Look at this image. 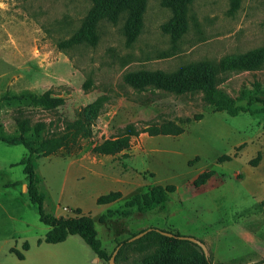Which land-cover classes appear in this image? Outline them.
Returning a JSON list of instances; mask_svg holds the SVG:
<instances>
[{
    "label": "rangeland",
    "instance_id": "rangeland-1",
    "mask_svg": "<svg viewBox=\"0 0 264 264\" xmlns=\"http://www.w3.org/2000/svg\"><path fill=\"white\" fill-rule=\"evenodd\" d=\"M92 8L89 0H0V136L31 144L45 213L88 216L108 257L122 241L156 228L201 241L211 264L264 261V62L219 68L206 91L134 84L142 72L219 67L264 48V0H187L186 30L176 42L164 31L174 12L160 0H146L132 40L127 13L89 23ZM221 97L242 111H218ZM128 126L135 133L126 149L97 150ZM47 135L62 145L41 152ZM28 155L0 142V264H108L77 235L44 242L49 228L27 196ZM168 186L173 192L162 205L129 204ZM110 193L119 197L97 204ZM136 241L119 247L116 264H139L162 250L154 236ZM192 250L199 252L187 246L176 254Z\"/></svg>",
    "mask_w": 264,
    "mask_h": 264
},
{
    "label": "trees",
    "instance_id": "trees-1",
    "mask_svg": "<svg viewBox=\"0 0 264 264\" xmlns=\"http://www.w3.org/2000/svg\"><path fill=\"white\" fill-rule=\"evenodd\" d=\"M93 4L91 11V17L88 22H92L95 17L100 15H107L113 19L116 15L120 13L128 14V36L132 40L136 32V27L139 25L140 17L145 8L146 0H89ZM162 4L169 7L174 12V17L171 19L170 23L164 27V31L172 36L173 42L185 32V15H184V4L187 0H160ZM96 19V18H95ZM264 62V48L259 49L254 52H249L244 55H239L236 57L225 58L219 63V67L210 65L206 62L199 63V65H188L178 69L175 72H164V71H153V72H142L140 74L142 81L140 83H134L136 87L143 86L144 84L153 85L157 88L167 89L176 93H183L187 91H206L217 74V70H228L232 68H254L259 66ZM259 99L254 98L249 100V104L257 102ZM217 105L218 111H226L229 116H234L238 111L242 109L232 106V102L221 97L217 101H214ZM202 115L196 116L195 121L201 120ZM158 129H152V131H157ZM135 133V129L132 126L127 127L125 135L113 141H105L97 150L100 153L110 155L118 153L128 147L129 138ZM0 142H4L10 146H22L28 151L29 155L26 160L23 161V174L27 178V196L29 202L34 205L37 209L38 220L41 224L48 227L49 230L45 234L44 242L46 244H58L65 241V239L70 235L79 236L92 250V252L102 260H109V257L105 250L101 246V242L97 239L93 224L90 218L86 215L81 214L78 217H55L51 214L45 213L43 210V195L38 192L35 185V174L31 161V153L33 149L31 144L28 143L24 137H12L3 138L0 136ZM62 145L60 138L53 135H47L42 143L40 144L39 150L41 152H50L57 150ZM257 157L252 161V165L255 166ZM230 157L225 156L224 160L228 161ZM213 175V172H203L195 180L194 185L200 187L204 185ZM167 192H173L171 186L162 189L161 187L153 188L151 191V198L148 200L145 198L144 201H140L135 198L133 202H129L131 206L146 205L150 206L152 204H164L165 195ZM119 195L117 193H110L106 196L99 197L97 199V204L104 205L115 201ZM81 212L78 211V214ZM147 230V229H145ZM143 230V231H145ZM176 237H166L156 232V228H151L142 238H147L149 236H154L159 240L162 246V250L158 256L148 258L141 261L139 264H209L210 260H207L201 249L188 241L181 240L177 238L179 234H175ZM130 239V238H129ZM129 239L122 241L117 247L120 249L124 246H129L137 241L129 242ZM193 247L199 252L192 250L191 255H180L176 254V249L181 247ZM25 250L27 246L25 245ZM176 254V255H175ZM19 260H23L21 255H17Z\"/></svg>",
    "mask_w": 264,
    "mask_h": 264
},
{
    "label": "water",
    "instance_id": "water-1",
    "mask_svg": "<svg viewBox=\"0 0 264 264\" xmlns=\"http://www.w3.org/2000/svg\"><path fill=\"white\" fill-rule=\"evenodd\" d=\"M150 230H151V229H147V230H145V231H142V232L138 233L137 235L131 237V238L129 239V242H132V241H135V240L141 238L143 235H145V234H146L148 231H150ZM156 232H158V233H160L161 235L166 236V237H176L175 234L170 233V232H165V231H161V230H158V229H156ZM177 238H179V239H181V240L188 241V242H190V243H193V244L197 245V246L201 249V251H202L204 257H205L207 260H209V259H208V251H207L205 245H204L201 241H199V240H197V239H195V238H192V237L178 236ZM118 249H119V247H117V248L114 250V252L112 253V255L109 257L108 264H116V263H115V256H116V254H117V252H118ZM209 264H211V262H209ZM252 264H264V261H262V262H257V263H252Z\"/></svg>",
    "mask_w": 264,
    "mask_h": 264
}]
</instances>
